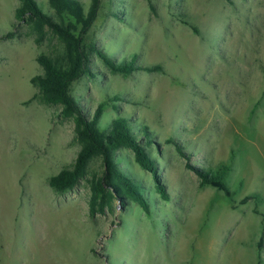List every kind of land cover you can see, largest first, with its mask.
<instances>
[{"label":"rangeland","instance_id":"obj_1","mask_svg":"<svg viewBox=\"0 0 264 264\" xmlns=\"http://www.w3.org/2000/svg\"><path fill=\"white\" fill-rule=\"evenodd\" d=\"M36 1L56 21L76 23ZM80 1L88 15L94 0ZM21 6L0 0V37L16 32L0 41V264H264V0H99L85 43L163 70L124 76L91 55L97 78H82L71 94L86 115L105 104L103 129L127 117L151 132L169 202L129 150L118 152L147 189L149 216L108 197L91 214L100 158L73 190L50 187L83 146L75 118L33 100L38 58L63 64L65 46L49 29L37 43L16 19ZM222 164L231 167V196L202 187L196 173Z\"/></svg>","mask_w":264,"mask_h":264},{"label":"trees","instance_id":"obj_2","mask_svg":"<svg viewBox=\"0 0 264 264\" xmlns=\"http://www.w3.org/2000/svg\"><path fill=\"white\" fill-rule=\"evenodd\" d=\"M19 1L22 6L16 11V19L20 23L33 27L37 43L45 40L46 30L49 29L65 46L63 64L45 55L38 58L43 73L31 79V84L39 89L33 100L47 106H60L63 117L75 118L78 125L77 138L83 146L72 168L51 177L50 187L61 194L73 190L88 175L92 161L100 158L103 164L102 174L94 172L89 179L92 192L91 214L94 215L97 212L99 200H105L108 197L121 200L123 204L131 200L138 203L146 215H151L152 204L147 189L125 171L123 162L118 158L119 151L129 150L134 162L152 176L155 190L160 198L169 202L171 195L159 165L148 149L154 145L151 132L146 126L136 131L134 122L127 117H119L107 129H103L100 126V120L103 117L105 104H100L94 114L86 115L78 100L72 96L71 89L74 83L84 77L97 78V74L91 67V55L101 59L112 72L124 76H130L136 71L160 72L163 70L162 66L139 64L138 56H134L129 61L120 62L110 58L109 53L97 45L85 43V36L96 19L99 0H94L88 15L84 13L80 0H50L51 7L60 17L75 20L76 23L68 25L46 14L36 0ZM79 25L81 29L78 32ZM15 36L16 32H9L0 37V41L13 39ZM174 143L178 152L185 156L179 144ZM230 171L229 164H222L216 168L210 166L199 168L196 173L201 179L202 187L211 186L231 196L226 181ZM102 207L104 209V205ZM263 244L264 237L259 242V249L263 248Z\"/></svg>","mask_w":264,"mask_h":264}]
</instances>
